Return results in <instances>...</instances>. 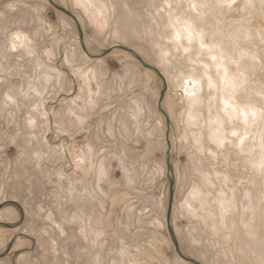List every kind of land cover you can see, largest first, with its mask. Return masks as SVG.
Here are the masks:
<instances>
[{
    "label": "rangeland",
    "instance_id": "1",
    "mask_svg": "<svg viewBox=\"0 0 264 264\" xmlns=\"http://www.w3.org/2000/svg\"><path fill=\"white\" fill-rule=\"evenodd\" d=\"M0 264H264V0H0Z\"/></svg>",
    "mask_w": 264,
    "mask_h": 264
},
{
    "label": "bare ground",
    "instance_id": "2",
    "mask_svg": "<svg viewBox=\"0 0 264 264\" xmlns=\"http://www.w3.org/2000/svg\"><path fill=\"white\" fill-rule=\"evenodd\" d=\"M194 28L195 27L192 25V22L190 20L189 21L186 20V21H183V22L177 23V24L175 22L174 24H172V34H173L172 36L175 37V39L177 38L178 41H181V38L183 36L184 40L187 43L189 42V44L192 41L196 42V47L198 45L197 48L204 50V52H206L208 54L209 58L211 59V61L209 62L210 66H211V71H213L216 74L215 81H217V82H215L214 78L212 79L209 72L206 71L208 68L206 66V70H204V74L206 75V78H207V81H206L207 85L206 86H210V87H217L218 86V88L220 90L219 93L221 94V95L219 94L220 96L218 99H219V103L221 104L220 108L223 110V112H225L229 117H236V119H238L239 121H242L245 125L248 123L251 124L254 120H256L260 117L259 108L253 104H246L247 102L245 101L246 102L245 103L243 101L242 97L241 98H235V94L238 91L237 89H238L239 85H242V83L245 81L240 75H238V72H237V70H239V68L241 67V63H240L241 60L239 61V59H238V56L240 55V54L238 55L239 51H235L236 48L234 47L233 50L230 52L231 54L225 52L223 50V47H220V44L215 43L217 39L214 42L209 40V39L204 40L205 34H202L201 30L196 31ZM213 36L211 35L212 38H213ZM216 38H217V36H216ZM230 39H232V38H230ZM178 41H176V42H178ZM232 43H233V41H232ZM186 47H188V45ZM200 49H198V51ZM201 52H203V51H200L199 53H201ZM232 53H234V54H232ZM241 55H240V57H241ZM229 62L230 63L233 62L235 64V68L233 70V73H231L232 71L230 72V69L228 66ZM242 73H243V70H242ZM244 78H245V76H244ZM196 89H198V88H196ZM230 92H231V94H230ZM195 94H196L195 98L198 99L197 92H195ZM192 96H190V97L192 98ZM190 118L193 121L192 115L190 116ZM209 123H211V124L214 123V126H212L213 124L212 125L210 124L211 128L214 127V128H212L213 130L211 132L209 131L211 134L210 136H214L213 138L216 137V139L217 138L219 139V137L217 135V130L220 127V125H219L220 122L218 123V121L215 119V120L210 121ZM206 125L210 126L209 124H206ZM242 142H243V139L240 138L238 143L242 144ZM202 196H204V195H202ZM202 198L204 199V197H202ZM205 199H206V197H205ZM205 199H204V201H205Z\"/></svg>",
    "mask_w": 264,
    "mask_h": 264
}]
</instances>
